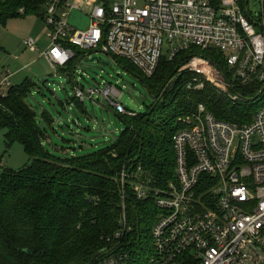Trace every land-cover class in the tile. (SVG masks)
<instances>
[{"label":"built area","instance_id":"2783aa9c","mask_svg":"<svg viewBox=\"0 0 264 264\" xmlns=\"http://www.w3.org/2000/svg\"><path fill=\"white\" fill-rule=\"evenodd\" d=\"M74 12L89 19L86 30L70 23ZM249 14L239 0H219L218 7L210 0H50L45 8L48 48L41 52L32 38L23 45L40 51L53 69L75 58L72 45L125 59L147 78L155 75L162 58L173 60L192 47L214 49L235 80L248 86L264 83L263 23ZM182 69L239 99L207 59L195 57ZM13 77L10 70L0 71L1 99L13 87ZM95 93L78 88L75 97L85 103ZM121 95L109 83L102 92L117 113L137 117L125 110ZM177 124L175 180L156 186L142 178L141 167L134 173L124 170L119 229L90 264H138L134 246L140 243V224L135 228L128 220L127 187L159 211L144 264H264V106L249 124L220 121L203 105Z\"/></svg>","mask_w":264,"mask_h":264},{"label":"trees","instance_id":"16d2710c","mask_svg":"<svg viewBox=\"0 0 264 264\" xmlns=\"http://www.w3.org/2000/svg\"><path fill=\"white\" fill-rule=\"evenodd\" d=\"M49 1L0 0V24L32 14L44 20ZM210 1L218 7L219 0ZM239 1L245 10L249 0ZM248 17L262 20L264 32V1L257 18L250 14ZM68 47L76 56L67 67L58 69V74H68L72 83L74 69L87 53ZM194 56L214 65L231 84V94L239 99L233 100L201 75L180 73ZM111 57L124 65L118 57ZM132 68L137 71L133 65ZM139 74L149 95L156 98L155 106L135 118L116 112L126 125L120 138L103 150L83 156L60 158L49 152V129L55 132L56 119L44 112L42 124L39 121L27 102L37 89L30 79L13 86L6 98H0V132H6L7 147L18 142L33 160L20 171L5 170L0 177V264H90L119 229V177L124 170L134 173L141 167L142 178L152 180L156 186L175 180L173 137L180 129L179 118L203 105L220 121L244 125L253 121L261 109L258 105L264 102V83L241 86L222 53L214 49L192 47L173 60L162 58L152 78ZM174 81L177 83L172 89ZM201 83L203 87L197 89ZM65 105L87 115L85 103L75 96L61 103ZM127 189L128 220L135 228L140 224L141 242L159 211L153 201H139Z\"/></svg>","mask_w":264,"mask_h":264},{"label":"rangeland","instance_id":"374dc122","mask_svg":"<svg viewBox=\"0 0 264 264\" xmlns=\"http://www.w3.org/2000/svg\"><path fill=\"white\" fill-rule=\"evenodd\" d=\"M263 1L249 0L248 10L254 18L262 12ZM70 23L77 30H86L89 19L74 12ZM50 33L45 12L44 20L32 14L9 20L4 26L0 24V71L10 70L17 74L12 79L13 86L21 85L26 79L37 85L27 102L37 113L41 124L44 112L56 119L55 132L49 129L48 134L52 143H48L47 147L50 153L66 158L103 150L118 140L126 128L124 119L118 116L114 107L102 96L106 83L117 86L122 92L120 103L125 110L138 115L155 106L156 100L149 95L140 78V71L136 68L137 71H134L132 65L124 59L118 58L124 64L121 65L101 52L87 53L86 58H81L77 63L75 79L69 83L66 78L58 75V69L50 68L43 58L40 59V51L23 45L25 40L32 38L43 52L49 46ZM195 57L201 56L191 59ZM181 72L186 71L182 69ZM199 85L203 87V83ZM78 88L86 94L90 90L96 91L92 98L86 96V116L71 106H61V103L68 102L76 95ZM258 106L262 108L264 102ZM5 136L6 132H0V177L5 170L20 171L33 162L22 144L16 142L7 147ZM134 249L138 252V264H144L153 249L151 230Z\"/></svg>","mask_w":264,"mask_h":264},{"label":"water","instance_id":"95a60500","mask_svg":"<svg viewBox=\"0 0 264 264\" xmlns=\"http://www.w3.org/2000/svg\"><path fill=\"white\" fill-rule=\"evenodd\" d=\"M76 69H77V65H76V67H75V69H74V72H73V79H75V72H76ZM176 81H174L173 82V85H172V89H174L175 88V86H176ZM153 99H155L156 100V98L155 97H152ZM139 225V224H138ZM25 252L26 253H29V251L28 250H25Z\"/></svg>","mask_w":264,"mask_h":264},{"label":"crops","instance_id":"0c3cea01","mask_svg":"<svg viewBox=\"0 0 264 264\" xmlns=\"http://www.w3.org/2000/svg\"><path fill=\"white\" fill-rule=\"evenodd\" d=\"M41 57V56H40ZM84 58H86V57H84ZM40 59H42V57L40 58ZM44 60V59H43ZM45 61V60H44ZM46 62V61H45ZM47 63V62H46ZM47 65L50 67V68H52L48 63H47ZM58 73V72H57ZM76 73V72H75ZM17 74H14V77L16 76ZM60 77H64V78H66L67 79V76H68V74H66V75H62V73H59L58 74ZM68 80V79H67ZM69 82V81H68Z\"/></svg>","mask_w":264,"mask_h":264}]
</instances>
